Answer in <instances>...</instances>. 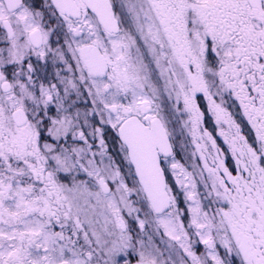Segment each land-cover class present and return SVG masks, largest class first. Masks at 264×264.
<instances>
[{
  "label": "snow or ice",
  "instance_id": "snow-or-ice-1",
  "mask_svg": "<svg viewBox=\"0 0 264 264\" xmlns=\"http://www.w3.org/2000/svg\"><path fill=\"white\" fill-rule=\"evenodd\" d=\"M0 264H264V0H0Z\"/></svg>",
  "mask_w": 264,
  "mask_h": 264
}]
</instances>
